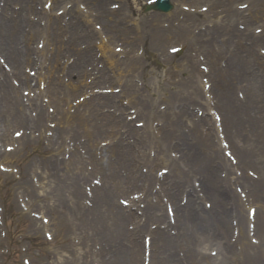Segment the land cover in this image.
I'll return each mask as SVG.
<instances>
[{"label":"rangeland","instance_id":"374dc122","mask_svg":"<svg viewBox=\"0 0 264 264\" xmlns=\"http://www.w3.org/2000/svg\"><path fill=\"white\" fill-rule=\"evenodd\" d=\"M52 1V8L55 9H60L61 7L66 6V4L68 5H72L71 0H57L58 2H54V0ZM85 3V0H83ZM92 1V0H90ZM176 4V1L173 0ZM186 5L190 4L189 6H192L193 8L197 9L200 5L202 6H207L209 9L208 11H206L204 14H200L197 12H185L184 14H174L173 16L170 17H164V19H161L162 23H165L166 25L169 26V28H171V33L178 35L175 36L173 38H176L175 41L174 39H169V40H163V38L160 37V39H157V41H152V43L150 44L148 41L147 44H143L145 46V49L147 47V53L146 54H139L137 51L139 50L141 46L140 44V38L143 35V29H144V24L141 22V19L147 14V12L144 9H140V5H142V3L144 2V0H106L105 4L106 7L111 10L109 7L111 5V3L113 5H118V16H107L108 18L114 19L116 21L118 20H123V24H122V29L111 32L109 31L108 27L105 25L104 21L102 19H96V16L91 15L89 12H83V15H79V17L81 19H83L84 23H87V31L90 32H95V35H93L92 39H91V44L92 46H94V50L92 51L91 56L89 55L88 60L90 59H94L93 61H87V63L89 64L88 67H90L92 64L93 68H95V70H93L94 75L96 77H100L101 73H99V71L105 70L107 72V75L109 76V79H113L115 76L117 77L118 73H114L109 71L111 67V63L113 64L112 66L116 68H120V73L124 72L126 70L125 66L126 63L131 62V60H129V57L131 54L141 57V61H134L131 62L132 67L129 70V72H124L123 74L125 75L126 73H128L127 76L124 77V75H122V82L123 80H131L134 83V78H137L138 80L142 79L144 80V83H147L149 85L150 88H153V85L156 86V92H150V96H147L151 101H152V112H149V116H147L148 112L147 111H143L141 113V115L138 117V119H141L142 121L145 122L146 125V120L145 118L147 117L148 119V126L152 124V129L154 130V132L156 133V138H158V134H164L163 129L168 133H170V130L168 129L167 124H163V126L161 127L162 123L164 122L162 120L161 117H159L158 115H155L153 112H155L156 110L159 109V105H166L169 104L171 106L174 105V107L178 106L179 108H181L182 104L185 107H190L192 108V105L189 103V101L192 100H187V95L185 93V89L182 86V79L185 77L184 73L180 74V72L178 70H174L172 72H168L169 68H172L174 65L178 64V63H185L187 62L189 64V66L185 65V68H193V69H198V60H195L190 53L193 52H200L202 54L203 57H206V52L204 50V48L201 46L200 41H198L196 39L197 36H199L201 34V37L204 38L205 36H209L210 35V31L211 28L207 27L204 28L205 26H209L211 24H213L212 21H215L216 19H220L218 15H207L208 13H212L215 9H218L220 6V1L219 0H193V1H189L188 0H184ZM244 0H233L231 1V8L232 10L235 9L236 11V3L238 2H242ZM248 1V0H247ZM43 2L44 0H34L33 4H31V10H29L26 15L25 18L27 16V24L23 25V28L25 29L24 31V37H25V42L27 41V45L29 47V49L34 50L37 49V44L36 42L39 40V42L44 43L43 48L41 49L44 52V55H42V57H39V55H35L32 54L31 58L36 61L37 66L39 67L38 62L40 61H44L43 65L41 66V68H43V70H41V74L46 75L47 73V67L50 66V51L52 48V45L46 44L45 41V37L42 35H39V32H33L30 29V25L29 23L31 22H36L37 24L40 23H45L46 19L49 17V12L44 10L43 8ZM77 2H82V0H77ZM182 2V1H181ZM180 2V3H181ZM2 3L3 0H0V7H2ZM31 3V2H30ZM76 3L74 4V8H70V9H75L76 7ZM129 3V4H128ZM177 4V9L180 11V13L182 12L181 10V5ZM129 6H131L133 8L132 12H130ZM68 8V9H69ZM213 8V10H211ZM117 9H114L117 10ZM264 9V8H263ZM12 10L14 11H20V5L18 3H13L12 4ZM43 10L47 13L44 14L42 13ZM81 11V10H80ZM93 12H95L93 9L91 10ZM113 11V10H112ZM248 11V10H247ZM227 12V11H225ZM260 11L257 10H251L250 15H247V19H251L254 18L256 16L257 13H259ZM263 12V11H262ZM219 13V12H218ZM249 13V11H248ZM131 14L132 16V20H129L128 18L126 19V17ZM190 15V20H187V16L185 15ZM220 16H226V14H224L223 12L219 13ZM30 16V19H29ZM37 16H39V21L38 19H36L35 21L31 19V17L37 18ZM181 16V19L179 18ZM183 16V17H182ZM261 20L260 21H256V20H251L249 24L246 25L245 22H241L239 24L238 21L236 19H231V20H227L224 23V20H219L218 22H220L219 24H226V22L231 23L232 27H237V25H242V28H238V30H235L233 33V37H234V41L236 39H240L242 42L243 41H249L252 43V47L244 49L241 47H238L237 45H229L228 47H224L223 48V54L218 58V63L220 65V63H226L227 59H228V54L231 55L230 59L228 60L229 62H231L232 64H242L240 62H243V60L245 58H247L248 55H252V57L250 58V61L248 62V64L251 66V71L248 74L249 79L247 80V85L250 86L254 89V93L252 94H246V92L244 91L243 88V82L241 83L242 86H240V90L243 92V96L247 99V104L245 105V109L247 110V112L252 113L250 114V116H260V117H264V107L261 108L260 103L262 102V100H264V97L261 95V93H259L260 87L262 85V83H264V55H260L258 49H263L264 50V12L263 15H260ZM70 18V13L69 15L65 14V22L68 21V19ZM211 20V21H210ZM127 21V23H126ZM189 23L188 27L189 28H185L183 27L185 25V23ZM94 23H96L95 25L100 26V29H97L94 27ZM124 23H126V26H123ZM132 23L134 24V26L132 25ZM184 23V25L182 24ZM39 26L44 29V25H40ZM135 27V29H134ZM203 27V28H202ZM255 27H258V29H262L261 33H257L254 34L253 30ZM119 29V28H117ZM209 31V32H208ZM208 32V33H207ZM238 32L241 34V36L238 35ZM244 32H247L245 34H243ZM184 35H189V39H188V43L185 45L184 47V51L186 52L187 58L182 56L183 51L179 54L176 55V57L171 58L172 61L167 64V61H162L163 56L161 55L163 52H165V49L167 48V46H170L171 44H176L177 42H181L182 38L184 37ZM69 34L66 33V36L64 37V41L69 39ZM85 36H90V35H85ZM141 36V37H140ZM223 36V37H222ZM178 37V38H177ZM195 37V40H194ZM223 38L224 40H227L228 38V34H225L223 31H219L218 36L215 37L216 39V48H218V52L221 53V51H219V39ZM66 38V40H65ZM260 38V39H259ZM259 39V41H258ZM86 40V39H84ZM83 39H80L78 45H82L85 43ZM174 41V42H173ZM227 42H233L232 40H228ZM102 45V47H101ZM99 47V48H98ZM120 48L122 51L121 52H116L115 48ZM138 48V49H137ZM208 48V46H207ZM212 50V49H211ZM213 51V50H212ZM120 53V54H118ZM1 54V53H0ZM102 54V55H101ZM71 55V54H70ZM127 55V58H126ZM122 56V57H121ZM70 57V56H69ZM190 59H193L192 61H190ZM207 59V58H205ZM187 60V61H186ZM249 60V59H248ZM60 63H64V61H68V56L63 57V59H59ZM26 63L21 64L20 67L24 66ZM91 64V65H90ZM123 64V65H122ZM143 66V70L145 75H143L141 72L139 73V67ZM31 66L30 68H33L34 65H28ZM168 67V68H167ZM250 68V67H249ZM22 69V68H21ZM34 69H36L34 67ZM240 73L244 72L241 70V67L239 68ZM151 72V73H150ZM26 73V72H25ZM147 73V75H146ZM150 73V74H149ZM37 74H39V71H37ZM142 74V75H141ZM57 75H59V73H54V77H56ZM67 78V77H65ZM167 78V83L169 84L168 87H161L160 88V82L164 79ZM80 79L85 83V84H89L88 85V90L87 92H90V89L94 90V89H99V88H103L104 85L108 84L109 82L106 81L104 82L102 79L101 80H96L97 83H95V85L90 84V79L88 78V76H82L80 77ZM198 80H199V75L197 74V77L195 79V84L194 86H191L190 88H188L189 90H191V92L194 90V87L197 86L198 84ZM104 82V83H102ZM114 82L115 86H119L117 81H112ZM12 83V81H11ZM32 83V81H31ZM171 83V84H170ZM93 87H92V86ZM172 85V86H171ZM112 86V85H110ZM247 86V87H248ZM234 87V86H233ZM47 88V87H46ZM21 89H18V92L20 93ZM150 91V89H149ZM232 93L234 95L233 98H236L235 96V92L232 90ZM125 96H127L126 92L123 93ZM147 94L146 91L143 92V96H145ZM79 96V92H76L72 95L69 96L68 101H73L74 99H76ZM262 97L261 101H258V98ZM44 98H39V100H43ZM253 99V100H252ZM260 99V98H259ZM129 101L130 97H129ZM253 101V102H252ZM190 104V105H189ZM255 104V105H254ZM130 106H136L135 103L130 102L125 108L131 109L129 108ZM46 107V106H45ZM104 107L106 108H112L111 105H107ZM203 111L204 110V106H202ZM155 110V111H154ZM189 111H191L190 109H188ZM162 111V110H161ZM159 111V112H161ZM252 111V112H250ZM76 114V113H75ZM127 114V113H126ZM129 116V115H126ZM182 117V118H181ZM178 118L182 119V121H184V119L187 121L188 119V115L185 114H178ZM158 123V124H156ZM210 124H212V121H210ZM184 125L183 122L180 125L179 124V130L181 132H183L184 129ZM132 127V126H131ZM186 129H190L187 125V127L185 126ZM211 128V125H210ZM109 127H106V130H109ZM127 129V127L125 128ZM210 130V129H209ZM184 132H183V136L177 131L175 130V133L173 136H171L172 138V142L176 143V141L178 143L180 142H188V139H185L184 136ZM188 134L190 135V130L188 132ZM192 137V136H191ZM189 137V138H191ZM211 138L213 141L216 140V136H215V132H212ZM210 138V139H211ZM242 139H240V142H245V144H247V139L244 137H241ZM111 141L112 139L109 136H99L96 139V145L98 146L99 142H105V141ZM127 141H129L131 143V139L130 138H126ZM146 142H148V140H146ZM218 147V141L216 140V142H214ZM148 144V143H147ZM108 146V145H107ZM153 145L149 144L146 149H145V153L148 155V151L150 150V147H152ZM185 144L182 146H170L168 150H173V151H177L175 153H181V148L185 149ZM198 146H200L199 141L196 139H194L191 143L190 146L192 148V151L196 148L198 149ZM28 145H25L24 149H21L19 153H17V155L13 156L10 159H3L4 162H14L13 164H16L15 162L21 163V167L23 169V173L25 175H27V173H31L33 172V164L34 163H38L40 162V157L41 155L39 154L40 151H42V144L41 143H35L33 145V148H29L28 149ZM106 147V146H103ZM189 151V150H188ZM168 152V151H167ZM166 152V155H167ZM201 152H203L201 150ZM55 154L60 157L58 152H55ZM99 154H100V150H99ZM163 155V154H161ZM45 157V156H44ZM43 158V157H42ZM202 160V159H201ZM32 161V163L30 164V162ZM202 162H204V160H202ZM158 165H153L152 167H150L147 163H145L142 167V169H146L147 172H145L143 175H146L149 173V171L154 175V171H156L160 166H163L160 161L157 162ZM205 163V162H204ZM30 164V165H29ZM84 167L86 166L87 163H83ZM88 166H91V164H88ZM141 166L139 165L138 167V172H141ZM220 170H224L223 168H221ZM219 169H217V173L219 174L220 172ZM46 171V170H45ZM99 173L104 177L103 173L101 171H99ZM125 173H127V169L125 166H120L119 167V174L120 175H124ZM137 173V172H136ZM39 179H40V175H38V173H35ZM98 174V175H100ZM226 174V173H225ZM56 177V175L52 174V177ZM65 181L68 182L70 181L68 176L64 177ZM90 178H88V181H90ZM201 180V177H199ZM220 180H228V178H224L221 177L219 178ZM43 179L41 178V181ZM107 182L109 180V182H113V180L111 179H105ZM199 180V181H200ZM229 181V180H228ZM131 182V181H129ZM21 183V181H14L12 176H6L4 177L3 175L0 174V192L2 194H4L7 197L11 198V203L15 204L14 210L16 211L15 213V220L13 225L10 228V236H9V240H5V239H0V264H20V260L23 257L28 258V260L32 263V264H41L43 261L47 262L48 264H71L72 261H75L74 258H77V256L79 255L80 252L84 251V250H89L91 252H95L96 247H98L100 244H104V245H112L114 246V249L117 247V245L120 244V241H116V239L110 238V239H102L100 240L99 236L100 233L98 232V234L96 235L94 232V228H92L91 226H86L85 225V220L83 219L82 215L79 213V215H76V213L71 212V209L67 207H65V214L64 216H66L67 218V222L69 223L68 225L66 224L65 227L63 226V229L60 230L59 232H57V241L52 242L50 244H46L44 239L42 238V231L40 230V223L36 222V225L32 224V219L29 218L27 216V214H24L16 205L15 200H14V192H21L20 189L18 188V185ZM116 184V183H115ZM153 185V183H150ZM44 185V184H43ZM127 184H122V183H117L116 186H112L113 187V192H115V194L113 195V204L115 207H117L119 205L117 198H127V196L130 195V193L132 192H137V190L139 191H144V189L136 187V188H130L129 190L125 191V187ZM144 185H146V183H144ZM45 187H43V190L39 191V192H44L46 191V185H44ZM121 188H123V190H121ZM232 188V187H231ZM128 189V188H127ZM147 189V188H146ZM204 189V188H203ZM148 190V189H147ZM139 191V192H140ZM230 193H234V190L232 188V190L230 191ZM229 193V194H230ZM39 196V195H38ZM13 198V200H12ZM206 198L210 201H212V198H208V196H206ZM235 198L236 194H235ZM43 199V198H41ZM152 199V203L156 204L159 203L154 197L151 198ZM206 199V200H207ZM232 199V198H231ZM35 200V198H34ZM127 200V199H126ZM154 200V201H153ZM233 200V199H232ZM202 202V201H201ZM215 202V204L213 203ZM228 203H232L231 200H227ZM46 203V202H45ZM49 203V201H47V204ZM200 203V202H199ZM133 205V204H132ZM258 210L262 215V211L261 209H263L262 207H264V200L259 201L258 202ZM201 207V205H200ZM212 209L213 208H217V210H220V208L223 207V204L221 202L220 199H216L214 198V201H212ZM211 209V208H210ZM205 210H209V209H205ZM224 210V209H223ZM227 211L230 212H226L224 214V216L222 217L223 222L222 225H217V228L223 227V229H225V232L223 234V236L221 237V235L219 233H217L214 237V235H211V233H207V234H198V237L196 238L195 241H193V247H195L197 250H201L203 252V254H201L200 256H198L199 258V262L200 264H242V262L238 259H236V257L230 255L229 257H226L223 252L220 253L221 249L218 247L217 244V240H219L218 242H226L229 239L230 236V232H231V223H230V219L232 220L233 218H237L235 216H237L238 212L237 210H235L234 208H231V205L229 204L227 206ZM236 211V212H234ZM241 212H243V214L245 213L244 207L241 208ZM201 216V215H200ZM85 217H88V220H91L88 213H85ZM31 220V221H30ZM205 220V219H204ZM71 221V223H70ZM208 221H210V219H206L205 222H203L202 225H206L208 223ZM221 221V218L220 220ZM17 222V223H16ZM154 222V221H152ZM76 226V227H82V230L84 231V234L81 233V230H72V232H69V226ZM127 224V223H126ZM156 224V223H154ZM222 229V228H221ZM220 229V230H221ZM222 229V230H223ZM12 233H15L19 236H21V239L17 242L13 241V235ZM66 233H68L67 235L70 236V245H72L69 248H66L68 246H64L63 241L65 239ZM56 234V233H55ZM124 238V237H123ZM220 238V239H218ZM120 239V238H117ZM134 240V235L128 236L127 237V241H133ZM262 240H264V238H262ZM13 243V244H11ZM111 243V244H110ZM63 244V245H62ZM12 245V246H11ZM172 246H176V244L172 245ZM9 247V248H8ZM184 246H180V248H183ZM9 253L6 255L5 252H2L1 250L7 249ZM213 248V250L217 251V255H215L214 257L210 256L209 254V249ZM23 249H26V251H23ZM122 252L123 250L121 249L120 245L117 247L116 249V253L115 255H119V253H117V251ZM254 255L257 257V252H254ZM138 257V256H137ZM185 257L188 260V258H193L192 254H191V249L185 252ZM208 258V260L206 261V259ZM209 258H214L211 260H209ZM106 261H108V264L111 262V257L108 255L105 259ZM193 260V259H192ZM104 260H102L103 262ZM250 261V260H249ZM247 261V263L249 262ZM101 262V263H102ZM114 262V261H112ZM189 262H191L189 260ZM89 264H91V261L88 262ZM114 264H116V262H114Z\"/></svg>","mask_w":264,"mask_h":264},{"label":"bare ground","instance_id":"6f19581e","mask_svg":"<svg viewBox=\"0 0 264 264\" xmlns=\"http://www.w3.org/2000/svg\"><path fill=\"white\" fill-rule=\"evenodd\" d=\"M14 1L15 0H6L4 2V4H5V9L4 10L9 9L11 7V4ZM22 1H24L26 3V0H22ZM96 5H97V9L99 10L100 14H103V13L104 14H108L109 13L107 10H104L103 9V7H104V1H101L100 0V1L96 2ZM114 14H116V13H114ZM20 15H22V14L20 13ZM146 19L147 18H145V20ZM149 21H151V23H153L154 21H157V17L151 16V17H149ZM76 26H78V24H76L75 27ZM19 27H20V23H19V21L17 19H13L9 15H5L3 18L0 17V50L3 51L5 49H9L10 52L13 53L14 58H11L10 55H8V58L11 60V62L14 64V66L16 68H19L20 62H22V61H28V59H26V60L23 59V55L26 53V51H28V49L26 50L25 48H23V49L18 50L16 48V44H14V45L12 44V41L13 40H18V38L20 37V33L18 32L19 31ZM161 34L168 37L169 32H167V30H163V29H161L159 27H156V26L150 24V35H149V38L154 39L157 35H161ZM73 46L75 47V45H73ZM79 58H80V56H79ZM82 58H84V56H82ZM131 58L132 59H135L133 56H131ZM79 63H80V59L78 61V64ZM78 64H76L75 67H77ZM229 65L230 66L228 67V71H230V67H231V64H229ZM70 66L72 68L73 67V64H71ZM216 71L219 72V69L216 68ZM18 74H20L19 69H18ZM193 74L194 75L196 74L194 72V70H190V71H188V73H186L187 79L185 81L183 80V86H184V88L186 87V89H188V87H190V85H192L194 83L192 81L194 79ZM190 79H192V80H190ZM217 83H218V80L216 81V84ZM214 86H215V83L212 85L211 90H214ZM76 87L77 86H75V88ZM125 88L132 90L136 94V99L137 100L140 99V95L137 93L139 90L134 85H132L131 83H129L128 86L127 85L125 86ZM219 88L220 87L218 85H216V92H219L220 91ZM9 89H12V88L9 85H7V83H5L4 81H0V101L1 102H3V103L5 102V99L6 98H3L2 97V94H4L5 91L6 92H9L8 91ZM56 89H58V88H56ZM153 91H154V89H153ZM186 93H187L186 95H188L189 99H193L194 98L193 97L194 95L199 94V92H198V90L196 88H195L193 94H192V92H190L188 90H186ZM230 96H231L230 94H227V95L225 94L223 97L229 101ZM97 98L98 97L95 96V101L93 102V104L90 103V106L91 107H89L88 114L90 113V111L92 110L93 107L96 110V107L98 106V101H96ZM149 106H150L149 103H146V104L143 105L144 108H150ZM163 112L164 113H168L170 115L172 111L170 109H168V110H165ZM228 112H230V111H228ZM39 118H40L39 123H41V125H42L43 122H44L43 119L45 118V113L43 111H41ZM65 118L67 120H69V121L71 119V117L68 116V115H65ZM107 118H109V117H107ZM76 119L79 121V124H81V126H82L81 129L78 131V133L79 134H83L85 136L90 135L91 132L89 131V129L86 128L87 127L86 126V119L81 120L78 117H76ZM109 119H110V122L112 123V128L114 129V134H115V136L119 140L118 141L119 146L124 145L125 141L122 139V133L120 132V127H121L120 125L123 124V121L120 118L117 119L115 117H111ZM223 119H224V124H225V127H226V131H227L228 135L230 136L231 135V131H229V129L231 130V127H233V125H235L234 121L236 119H239V118H238L237 114H235L234 112H232V114L230 113V117H229V113L228 114L227 113H224L223 114V117H222V121H223ZM249 120H252V119L249 117ZM199 122L205 124L204 119H200ZM199 122L197 124L191 123L192 129H193V132H194L195 139H198V137H199L198 130L200 129V127H203V125H201V126L199 125ZM174 125H170L172 127V129H175V126ZM63 127H64L63 125H60V124L58 125V129L63 128ZM235 127H236V131H237L238 128H237V126H235ZM226 131H225V133H226ZM95 132L101 134L100 129L95 130ZM137 132L138 131H136V130H132V133H137ZM256 132L257 133L259 132L260 135L257 136V133ZM263 132H264V126L259 125L258 123L257 124L256 123H253V126L252 127L249 126L248 129H247V136L245 135V133H242V132H240V134H243L248 139H250V138H256L255 139V141H256V140H258V137L263 136L262 135ZM228 135L226 134V139H228ZM143 137L146 138L147 137V134L145 136H142V138ZM168 138H169V136H168ZM199 140H200V137H199ZM257 142H259V140ZM139 143H142V142L141 141L138 142L136 144L137 147H138ZM207 143H208V146L210 145L211 147H214L213 144L211 143V140H208ZM248 144H249V142H248ZM164 146L165 145L163 143L159 144L158 145V152L160 150H162V149L164 150V148H163ZM167 146H168V144H167ZM250 146L255 147L254 142L251 141ZM253 147H247V151L248 152H251L254 149ZM117 149L123 150V148H120V147H118ZM185 157L187 158L188 156H185ZM190 159L193 161L195 159V157L194 156H190ZM210 159H212V158H210ZM50 161H51L52 168H54L56 166L55 160H51L50 159ZM165 161H167V160L164 159L163 162H165ZM210 161H213V160H210ZM171 162L175 163L174 160H171ZM213 167H214V163L212 162L211 165H210V167H209L210 170H211V176L214 174ZM176 168H177V170H178V172L180 174V168L179 167H176ZM72 169H73V167H72ZM78 175L80 176V175H82V173L81 174H78L77 173V175L75 177V182H77L78 181L77 179H79V176ZM41 177L42 178L44 177V178H46L49 181L48 192L47 193H44L46 196H48V195L49 196H57V194H61V191L63 189L61 180H57L55 178L53 179L51 177V174H49L48 172L44 176H43V173L41 172ZM140 177H142L141 174L137 175V178H140ZM75 182H74V187H75V191H76L77 188L75 186ZM257 184L259 185L258 182H257ZM261 185H263V182H261ZM256 188L258 189V192L260 193L259 198L262 199L263 198V195H264V190L262 189V187L260 188V187L257 186ZM67 190H68V186L66 187V191ZM76 192L78 194H80V190L79 191H76ZM107 192L108 191H98V194H96V201H95L96 202V208H95V210L98 211L99 213H101L102 218L104 220L110 219L111 220L110 226L113 227L116 231H120L121 230V227H122V223H121L122 222V218L124 219L125 217H124V214L122 212V209H120V210H118L116 212V216L115 217H112L110 215L109 212H111V211H109L108 208L106 207V199L110 197V193H107ZM187 195L190 196V197L187 199L186 204L183 205V206H180L178 204V202H177V198L175 199V196H173L174 201H172V203H173V206H175L174 211H175V217H176V219L177 220H180V215H183V220L184 221L182 222V224L184 226V224H186L187 222L190 223V226L191 227L186 229V232H188L190 234H193L195 232L198 233V234L199 233H208V231H210V229H211V226H207V227H205V229H201L200 228L201 226L199 228L196 226L195 220L198 217V213H201L202 211H200L198 209V206L197 205L195 206V201H194V198L191 196V193L188 192ZM75 203H78V202H75ZM45 209L47 211H50L51 210L50 207L45 208ZM204 213H208V212H204ZM147 214L149 216V212H147ZM112 218H117V219L116 220H113ZM212 222H213V227H214L215 226V222L214 221H212ZM262 225H264V222L262 223ZM206 228H208V229H206ZM193 235H195V234H193ZM163 236L166 237L165 240H168L169 239V236L168 235H163ZM160 239H162V238H160ZM255 251H257L258 254L260 255L259 250L252 249V251H248L247 248H246L245 249V257H248V259L252 258V256H253V254H254ZM259 255H257L258 257H256V258H259ZM258 263H259V260H256L255 258L251 259L248 262V264H258ZM71 264H74V262L72 261ZM150 264H154L153 261H151Z\"/></svg>","mask_w":264,"mask_h":264}]
</instances>
